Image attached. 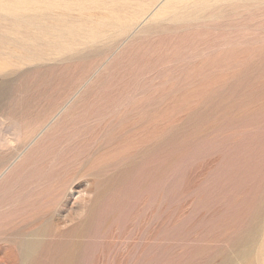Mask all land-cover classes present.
I'll return each mask as SVG.
<instances>
[{"label":"rangeland","instance_id":"1","mask_svg":"<svg viewBox=\"0 0 264 264\" xmlns=\"http://www.w3.org/2000/svg\"><path fill=\"white\" fill-rule=\"evenodd\" d=\"M165 1L0 0V230L35 264L50 211L67 264H264V0Z\"/></svg>","mask_w":264,"mask_h":264},{"label":"bare ground","instance_id":"2","mask_svg":"<svg viewBox=\"0 0 264 264\" xmlns=\"http://www.w3.org/2000/svg\"><path fill=\"white\" fill-rule=\"evenodd\" d=\"M219 1L221 0H177L180 10L173 15V18L175 17L176 19H192L200 17L204 11L215 6ZM168 2L169 0L163 6L169 5ZM198 12H200L201 14H199ZM10 41L13 44L11 39ZM4 42L5 40L0 36V45H3ZM0 51L2 50L0 49ZM11 74H13V70H9L3 75L10 78ZM1 174H3V172H1ZM37 223L38 227H41L36 229L38 233H48V235L51 237L50 243L54 242L55 240L58 241V256L67 264L70 256H74L77 252L76 248L78 245V241L74 239L66 240V238L63 236L64 234H66L64 225L56 220L54 211H50L45 214V216ZM31 230L32 229L30 227V224L27 222L21 223L17 227H9L0 230L1 241L15 244L18 247L17 253L20 261L24 264H35L37 261V256L35 255L36 250H34V248L45 246L47 243L46 241H40L37 239L33 240L32 238L25 237V235H27ZM34 234H36L35 230Z\"/></svg>","mask_w":264,"mask_h":264}]
</instances>
